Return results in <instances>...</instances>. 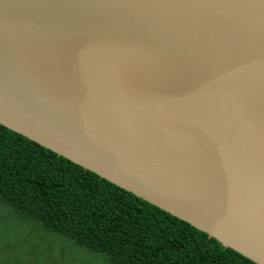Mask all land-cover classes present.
<instances>
[{
	"label": "water",
	"instance_id": "95a60500",
	"mask_svg": "<svg viewBox=\"0 0 264 264\" xmlns=\"http://www.w3.org/2000/svg\"><path fill=\"white\" fill-rule=\"evenodd\" d=\"M0 127L264 264V0H0Z\"/></svg>",
	"mask_w": 264,
	"mask_h": 264
},
{
	"label": "trees",
	"instance_id": "16d2710c",
	"mask_svg": "<svg viewBox=\"0 0 264 264\" xmlns=\"http://www.w3.org/2000/svg\"><path fill=\"white\" fill-rule=\"evenodd\" d=\"M0 201L109 264H256L2 127Z\"/></svg>",
	"mask_w": 264,
	"mask_h": 264
},
{
	"label": "rangeland",
	"instance_id": "374dc122",
	"mask_svg": "<svg viewBox=\"0 0 264 264\" xmlns=\"http://www.w3.org/2000/svg\"><path fill=\"white\" fill-rule=\"evenodd\" d=\"M106 259L0 201V264H106Z\"/></svg>",
	"mask_w": 264,
	"mask_h": 264
},
{
	"label": "flooded vegetation",
	"instance_id": "af4514ba",
	"mask_svg": "<svg viewBox=\"0 0 264 264\" xmlns=\"http://www.w3.org/2000/svg\"><path fill=\"white\" fill-rule=\"evenodd\" d=\"M36 259L34 258V261H35ZM106 264H109L108 262L106 263Z\"/></svg>",
	"mask_w": 264,
	"mask_h": 264
}]
</instances>
